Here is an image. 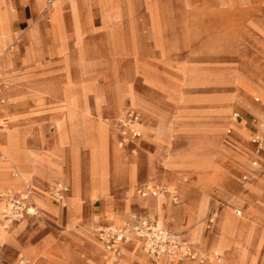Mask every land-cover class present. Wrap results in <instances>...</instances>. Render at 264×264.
<instances>
[{
  "label": "rangeland",
  "instance_id": "obj_1",
  "mask_svg": "<svg viewBox=\"0 0 264 264\" xmlns=\"http://www.w3.org/2000/svg\"><path fill=\"white\" fill-rule=\"evenodd\" d=\"M44 1L46 3L45 10L51 13L52 34L54 39L61 44L58 52L64 55L65 59L59 65L43 67L32 64L19 65L16 60L7 65L1 60L0 101L6 100L10 104H15L33 100L37 105V109L30 110L24 107L22 110L9 112L6 108L0 107L3 110L0 113V120L5 116H11L23 120L24 123L32 121L34 126L43 125L44 116L37 113L45 110L44 98L49 96L53 99V92L61 95L68 90V85H72L70 84L72 83V70L69 62L70 58L74 60V54L77 58L79 52L70 53L71 56L69 57L67 50L71 42L81 45L86 40L79 27H77L76 32L73 31L74 22L69 13L71 0H56L53 6H49L48 0ZM59 1L60 4L58 5ZM84 3L87 10L86 25L93 31V35L97 34L98 30L100 31L93 39L94 54L98 52L100 57L112 56L113 61L111 66H108L106 62H101V68H110L111 72H106V69L99 70L98 76L95 78H98V81L101 82L103 79V83L97 85L94 82L91 87L97 93V99L103 107L106 108L107 100L106 81L110 78L113 80V85L126 84L129 87L136 88L138 92L146 93L150 108L158 116L175 117L176 110L181 105H185L190 101L197 103L198 107L192 103L193 107L198 110L194 118L190 121L183 119L175 126H168L162 132L158 131L155 122L149 121V134L153 135V139L150 141L151 149H149V153H152L154 158L161 160L162 155L165 154L164 148L175 145L174 134L187 135L190 143L185 147H177L182 154V159L173 164V168L183 182L190 183L188 177L181 174L182 171L188 170L197 175L198 182L196 185L198 191L201 190L200 194L203 196H209L206 189L210 184H219L226 178H230L225 172V168L220 166L222 161L232 163L234 166L236 159L233 150L223 152L218 138H214L206 130L209 126H219L216 114L221 108H225L226 123L222 125L224 126L223 131L218 130V134L231 139L236 134V129L238 127L242 128L250 149L259 158L252 156L248 161V167L257 173H264V164L261 162L262 157L250 145V139L253 136L244 128L243 121L234 123L231 120L234 112L241 114L240 106L247 109L244 105L245 95H252L258 90L260 93L257 100L261 102V105L255 110L264 116V0H181L179 4L175 3V17L171 15L166 16V18L162 17L163 10L172 9V3L169 4V2L162 0H142L143 7L148 12L147 31L133 34L115 32L126 26L129 28L130 24L124 23L123 17L113 16L112 13L125 9L133 10L136 5L135 0H99L102 14L100 18L95 17L90 0H84ZM72 5L74 7V4ZM57 6L60 7V10ZM3 16L0 10V35H4L6 29L10 32V38L6 41L2 50V52L6 50L8 56L16 53L17 48L9 51V47L13 46V34L10 30L8 16ZM3 21L7 23L6 29ZM75 22L79 26L77 14H75ZM163 26L165 28H162ZM140 48L144 51L142 58L137 51ZM131 56H138V59L120 61ZM86 64V61L81 60L80 65L86 66ZM95 66L99 67V64ZM72 67L73 70L76 69L75 65ZM91 67L94 66L91 65ZM36 68L39 69V75L36 73ZM63 79L67 80L66 83ZM15 88L18 89L16 95H6L7 92ZM80 91L84 93L83 83L74 82L69 94L65 99L59 101V103L65 104L57 110L60 114L54 112L60 116L64 113L63 115L67 116L65 117L67 119L66 124L70 123L72 126H81L88 123V121L82 123L80 116L70 110L66 111L67 108L71 107L81 115L85 113V107L84 109L79 108L77 95ZM122 95L125 102H129V108L126 107L121 116L112 119L110 127L114 130H117L113 126L114 121L124 118L128 109L137 112L142 119L140 110L130 106L133 101L131 93L124 89ZM71 103H75V105H71ZM60 116L53 118V126H55L54 119ZM261 121L264 122L260 119ZM137 129L140 130L139 126H137ZM58 130L59 127L56 126L57 133ZM26 135L25 132V137ZM141 139H145L142 130L141 136L136 141ZM123 149L125 156L130 157L139 148L137 145V148L133 151L127 150L126 147ZM254 162H257L256 166H254ZM37 163L44 166L48 165L47 161L33 158H22L14 162L0 154V177L6 174L8 178L6 184L0 183V193L2 194V192H6L15 186H20L24 180H27L29 185L34 186L33 178L39 174L35 166ZM237 166L239 169L242 168L240 171L244 173L241 175V179L236 178L239 180L238 183H241L242 190L237 195L234 203L225 204L224 206H212L211 197L209 196L210 202L204 213L205 218L200 223L191 225L189 231L192 234L196 232L202 237V228H214L221 218V211L228 208L229 215L236 222L245 226V254L237 260L230 261L227 260L228 255L219 249L202 248L198 244V250L201 254L209 256L207 263L212 260L214 262L212 264H264V184L260 183L263 180L260 179L255 182V178H251L241 165ZM140 173H143L142 170H127L121 175L120 180L121 182L126 180L130 182L133 175H140ZM139 178L140 176L135 184L130 185L128 191L131 195L127 197H142L140 191L143 187L139 188L138 186ZM236 179L234 178V180ZM57 182L56 185L59 184L68 189L69 192L65 195V198L68 197L70 194L69 187L63 181L58 180ZM162 183L169 184L166 180H162L160 185ZM150 185L155 184L151 183ZM95 187H98L96 181ZM47 194L51 195V192H47ZM169 195L172 199L173 196L184 199L172 187ZM110 197L112 196L106 198ZM147 197H150V195ZM162 198L157 199L161 200ZM65 200L67 202L63 204L64 207L62 206L64 199L59 204L54 203L63 210L61 221H55L59 225L61 233L67 228L77 229V226L71 227L69 225L71 221L68 211H71L74 207L67 208L68 199ZM244 202L249 204V212L242 209L241 204ZM77 203L81 206L79 201ZM183 203L185 204V199ZM37 207L44 214L46 213L45 203L41 200L37 201ZM237 209L242 214H238ZM157 212L160 213V211ZM105 217L108 223L115 225H123L125 222L133 221H125L121 217L113 215L109 210L105 212ZM83 218L86 220L91 219L89 215H84ZM76 221L78 220L76 219L74 222ZM95 221L96 219H94L92 226L96 229L98 227L95 226ZM4 223L10 227L0 223V233L11 235L6 238L11 239L14 233L17 234L14 231H17L20 225L23 223L26 225V220L24 219L23 222L18 224ZM167 223V227L174 230L171 226L172 220L168 219ZM27 228L32 230L31 226ZM92 231L93 229L88 231L87 238L95 243ZM17 236L15 240L21 244L20 256L31 264H38L30 253L32 249H35V243L30 235L23 231ZM190 236L192 238L193 235ZM2 242L5 241L0 237V243ZM138 244L141 250L142 243L138 241ZM129 247V245L126 246V249ZM215 252L222 255L219 263L212 257ZM143 256L147 264H152L149 256H147L148 258L144 254ZM66 262L68 261L66 260Z\"/></svg>",
  "mask_w": 264,
  "mask_h": 264
},
{
  "label": "crops",
  "instance_id": "obj_2",
  "mask_svg": "<svg viewBox=\"0 0 264 264\" xmlns=\"http://www.w3.org/2000/svg\"><path fill=\"white\" fill-rule=\"evenodd\" d=\"M90 1L95 17L100 18L102 14L100 12L99 0ZM135 1L136 5L133 10L125 9L112 13L113 16L123 17L124 23L130 24L129 28L126 26L115 32L133 34L147 31V25L149 23L148 12L143 7L142 0ZM162 1H167L169 4L172 3V9H164L162 17L166 18V16L171 15L175 17V3L177 2L179 4L181 0ZM45 4L44 0H0L1 15H4L3 17L8 16L10 30L13 34V46L9 47V51L17 48L16 53L9 54L8 56L6 50L2 52L6 41L10 38V32L6 29L7 23L3 21L6 33L0 35V61L3 60L5 64L9 65L16 60L19 65L32 64L38 67L59 65L64 61L65 56L58 52L61 44L54 39V35L52 34L53 24L50 16L51 13L45 10ZM72 4H74L75 8ZM86 12L84 0H73V2L71 0L69 13L74 22L73 31L76 32L78 30L77 27H79L81 34L86 40L81 45H76V43L71 42L70 47H67L69 57L71 56L70 53L79 52L77 58L75 54L74 60L70 58L69 63L72 70L71 84L73 85L76 81L83 83L84 93L80 91L77 98L79 108L84 109L85 107L86 110L83 115L71 107L67 108L66 111H72L80 116L82 123L84 121H88V123L85 125L82 124L81 126H72L70 123H67L66 126H61L63 114L61 113V116L57 115L60 114L57 110L65 105L61 102L59 103V101L65 99L72 89V85L68 84L69 88L65 93L58 95L53 92V99L49 96L44 98L45 110L37 113L40 116H44L43 125L34 126L32 121L24 123L23 120L12 118L11 116H5L0 120V123H6L8 126H17L22 131V136L13 144L14 150L12 156H9L6 151L5 144H0L1 155L8 157L10 161L14 162L22 158H33L39 159L40 161L44 160L48 163L47 166L41 163L35 165L39 174L33 178L34 186L30 185L36 207L37 201L41 200L45 203L46 213L44 214L37 207L38 215H26L23 218L26 220V225L19 228L16 231L17 234H14L11 240L0 243V264H16L22 258L20 256L21 244L16 242L15 239L23 231H26L35 243V249L39 253L36 258L38 264L103 263V256L106 252L105 245L97 238L93 231L92 236L95 243H92L87 238V233L92 229L94 230L92 226L94 219H96V227L114 225L107 222L105 212L108 210L113 215L121 217V219L126 221L135 220L138 217H146L154 221L157 225L160 219L159 224L161 226H167V220L170 219L172 220L171 226L174 229L172 230L173 232L182 234L190 240H199L198 238L201 235L199 236L196 232L192 234L189 228L191 225L200 223L205 218L204 213L208 209L207 206L210 202L209 196L211 197L212 206H224L225 204L234 203L237 195L242 190L241 183H238L239 180L236 178L241 179V175L244 173L240 171L242 168L239 169L237 165H241L243 170L247 171L251 177L252 169L248 167V161L252 156L259 159L250 149L246 137L242 132V128L238 127L236 134L231 139L218 134V130L223 131L224 126L222 125L226 123V109L221 108L216 114V120L219 126H209L206 130L209 131L211 136L218 138L220 148L223 152L229 150L234 151L236 156L235 164L233 166L232 163L226 161L220 162V166L225 168V172L230 178H226L219 184H210L208 189H206L209 196H203L200 194L201 190L198 191L196 185L198 182L197 175L188 170L182 171L181 174L186 175L191 184L183 182L178 177L177 171L173 168V164H176V162L182 159V154L177 147H185L190 143L187 135L182 133L174 134L175 145L164 148L165 154L162 155L161 160L154 158L149 153V149H151L150 141L153 139V135L149 134V121L155 122L156 126H158V131L162 132L168 126H175L183 119L190 121L194 118L198 110L193 105L197 106V103L190 101L185 105H181L177 108L175 117L168 115L158 116L150 108L146 93L138 92L136 88L129 87L126 84H123L125 86L124 88L131 93L133 99L137 100L136 103L140 106L139 110L142 119L139 122L141 126L139 128L140 132L142 130L145 139L136 141L139 136L128 143L123 142V134L110 127L113 121L112 119L119 117L123 113V103L117 100L118 96L113 90H109L106 93L107 100L105 108L98 101L97 93L91 89L92 83L96 82L97 85L103 83L102 78V82L100 80L98 81V78H95L98 76L97 73L99 70L106 69V72H111L110 68H101V62H106L108 66H111L113 61L112 56L100 57L98 56V52H96L97 55L94 54L95 50L92 46L93 39L100 31L98 30L96 32L97 34L93 35V31L86 25ZM75 14H77L79 20V26L76 25ZM162 28H165V26ZM137 51L142 58L144 56L143 49L140 48ZM137 57H125L120 61L137 60ZM81 60L87 62L86 66L80 65ZM96 64H99V67L95 66ZM74 65L76 66L75 70L72 67ZM91 65L94 67H91ZM35 70L37 75H39V69L36 68ZM63 81L66 83L67 80L63 79ZM107 81L110 82L111 87L114 89L120 86L113 85L112 78L107 79ZM259 93L260 91L258 90L252 95H245L244 105L249 111L238 104L241 107V114L239 112L233 113L240 115V119L244 123V128L251 133V136L260 131V119L264 120V116L255 110V108L261 105V102L257 100L259 99ZM125 104L129 108V102ZM71 105H75V103H71ZM0 107L6 108L9 112L22 110L24 107L30 110L37 109V105L33 100L15 104H10L8 101L2 100L0 101ZM47 111L48 113H46ZM130 111L132 109H128L126 114ZM2 112L3 110L0 108V113ZM58 116L60 117L54 119L55 126H53L52 120ZM231 120L234 123L238 122L233 119ZM0 126L3 125L0 124ZM56 126L59 127L58 133L56 132ZM25 132L27 134L26 137ZM90 138L93 143L91 146H88L85 144V141ZM137 145L139 149L138 151L136 150L134 155L130 157L125 156L123 152L124 147L129 151H133V149L137 148ZM250 145L254 148L251 139ZM28 149L34 152H30ZM260 155L262 157L261 162L264 164V155ZM127 170H142L143 173L133 175L130 178V182L128 180L121 182V175ZM139 176V188H144L147 184L151 183L160 185L162 180H166L171 186L166 183H162L161 185L168 187L170 191L172 187L175 192L184 197L185 204L183 203L184 199L181 197H178L179 202L175 203L170 197L171 195H164L161 200L151 196L127 197L131 195L130 191H128L130 185L135 184ZM58 180L63 181L69 187L70 194L66 197L68 199L67 208L74 207L71 211H68V216H70L71 221L69 225L71 227H74V225L77 226V229H71L69 231L65 229L62 233L59 231V225L55 222L61 221L62 219L63 210L57 205L61 202L54 201L51 195L47 194V192H51L53 187L56 186ZM7 181L6 174L0 177L1 184H6ZM95 181L98 183V187H95ZM25 187L23 186L20 190H23ZM107 196L112 197L106 198ZM78 201L81 206L77 205ZM62 206L64 207L63 204ZM241 207L246 212L250 211V206L247 202L242 203ZM157 211H160V213ZM221 212V218L214 228H202V232H207L208 235V249H219L225 239L231 216L228 213V208L223 209ZM84 215H89L91 219H84ZM216 215L218 216V214ZM76 219L78 221L74 222ZM18 222L20 220L12 224H18ZM237 225L238 222L229 226L233 233L229 237L231 244L235 242L234 233ZM28 226H31L32 230H29L27 228ZM190 235H193L192 238H190ZM196 235L197 238H195ZM131 244L135 246L130 247L128 258L121 260L120 264H147L143 256L142 246L140 250L137 241ZM219 256L222 257L221 254ZM149 260L152 264H158V262L155 263L151 259ZM227 260L231 259L227 257Z\"/></svg>",
  "mask_w": 264,
  "mask_h": 264
},
{
  "label": "built area",
  "instance_id": "obj_3",
  "mask_svg": "<svg viewBox=\"0 0 264 264\" xmlns=\"http://www.w3.org/2000/svg\"><path fill=\"white\" fill-rule=\"evenodd\" d=\"M49 1L52 2V0ZM240 118L238 113L233 114L234 121H238ZM140 120L137 112L130 111L121 120L114 121L113 126L123 134V142L128 143L140 136L137 129ZM251 143L258 153L264 155V128L253 135ZM67 192V188L56 185L51 190V198L56 202H61ZM140 194L169 195L170 190L166 186L147 184ZM173 201L178 203V197L173 196ZM26 215H38V209L29 186L19 191L0 193V220L12 224L23 219ZM94 233L106 248L103 264H117L123 246L133 237L142 241V249L155 263L163 256L172 257L178 264L186 258L194 257L193 247L186 243L180 234L160 228L154 221L146 217H138L119 226L98 227ZM215 260L219 263L221 257L216 255ZM18 264L31 263L20 258Z\"/></svg>",
  "mask_w": 264,
  "mask_h": 264
},
{
  "label": "bare ground",
  "instance_id": "obj_4",
  "mask_svg": "<svg viewBox=\"0 0 264 264\" xmlns=\"http://www.w3.org/2000/svg\"><path fill=\"white\" fill-rule=\"evenodd\" d=\"M61 1V0H60ZM60 1L58 2V5L60 4ZM48 2H49V6H53L54 4H55V2H56V0H52V2L50 3V1L48 0ZM111 3V2H110ZM109 3V4H110ZM108 4V3H107ZM59 9L58 10H60V7L59 6H57ZM9 31V30H8ZM13 49V48H12ZM71 74V73H70ZM66 75H68V74H66ZM2 76V73L0 72V77ZM71 76V75H70ZM70 78V77H69ZM71 84V83H70ZM125 86L123 85V84H121L119 87H117V88H112L111 87V84H110V82L109 81H106V88H107V91H109V90H113L114 92H115V94H117V96H118V99L117 100H119L120 102H122L123 103V107H124V109L126 108V102H125V100H124V96L122 95V90H124V89H126V88H124ZM18 93V89H13L12 91H10V92H7L6 93V95H16ZM2 101V100H1ZM137 102V100H135V99H133V101H132V104L130 105L132 108H134V109H138L139 110V105L136 103ZM138 105V106H137ZM64 114V113H63ZM122 115V114H121ZM120 115V116H121ZM65 117H67L66 115H63V119H62V121H61V126H64L65 124H66V118ZM238 121H243L242 119H240V120H238ZM107 122V121H106ZM105 122V123H106ZM0 124H2L3 126H0V144L1 145H4L5 144V148H6V151L8 152V154H9V156H12V154H13V150H14V146H13V144H14V142L17 140V139H19L21 136H22V134H21V130L20 129H18V127L17 126H8V125H6V123H0ZM138 126H140V123H139V125ZM264 128V122L263 121H261L260 122V130H262ZM138 132H139V134H140V136H141V132H140V130H138ZM76 138H77V136H76ZM114 139V138H113ZM85 144L86 145H88V146H91V144H92V141H91V139H87L86 141H85ZM122 145V144H121ZM4 149V148H3ZM114 149V148H113ZM2 150V149H1ZM4 152V151H3ZM6 153V152H5ZM15 154H17V152H15ZM152 154V153H151ZM260 154V153H259ZM164 164V163H163ZM254 164V166H256L257 165V162H254L253 163ZM252 175H251V177L252 178H255V181H259L260 179L261 180H263V181H260V183H262V184H264V173H262V172H259V173H257V172H255L253 169H252V173H251ZM257 181V182H258ZM59 185V184H58ZM23 186H29L30 187V185H29V183L27 182V180H24L23 181V183L20 185V186H18V187H13V188H11V189H9V190H7L6 192H2V193H8V192H13V191H16V190H20ZM61 186V185H60ZM157 186H162V185H157ZM150 194H146V195H142V197H147V196H149ZM150 196H152V197H156V198H161V197H164V195L163 194H157L156 196H153V195H150ZM66 198L64 197V201L62 202V204H64V203H66L67 201L65 200ZM46 207V206H45ZM44 208V207H43ZM244 211H246V210H244ZM236 212L238 213V214H242V212L240 211V210H236ZM24 220V219H23ZM23 220H20V222H23ZM126 221V220H125ZM124 221V222H125ZM20 222H18V223H20ZM0 223H2V224H5L2 220H0ZM233 223H237L234 219H232V217L230 218V224H229V226L230 225H233ZM115 225V224H114ZM5 226H7V227H10L9 225H6L5 224ZM25 226V224L23 223L22 225H20V227L19 228H22V227H24ZM158 226L160 227V228H163V229H166V230H168V231H170V232H172V233H175V232H173L172 231V229L171 228H169V227H167V226H161L159 223H158ZM229 226H228V228H227V231H226V234H225V239L223 240V242H222V244H221V246H220V248H219V250H221L222 252H224V253H226L227 255H228V257L232 260V261H234V260H237L242 254H244L245 253V226L244 225H241V224H239L238 223V225H237V228H236V231H235V233H234V238H235V242L233 243V244H231L230 243V240H229V237L233 234L232 232H231V230H230V228H229ZM232 228H233V226H231ZM208 228H211V227H208ZM72 228H67V230L66 231H69V230H71ZM18 230V229H17ZM94 230H95V228H94ZM93 230V231H94ZM16 232V231H15ZM6 233V232H5ZM15 234V233H14ZM7 236H11V235H6V234H2V233H0V237L4 240V241H7L8 239H6L7 238ZM180 237L183 239V240H185L186 241V243H188L189 245H191L192 247H193V249H194V257L193 258H189V259H184V263L183 264H206L207 263V261L209 260V256L208 255H205V254H201L200 253V251L198 250V247H197V245L199 244L202 248H208V235H207V232H202V237L200 236V238H199V240H198V242H197V240H194V239H192V240H190V239H188L186 236H184V235H180ZM195 238H197V235L195 236ZM12 239V238H11ZM11 239H9V240H11ZM134 241H140L141 243H142V241L141 240H139L138 238H136V237H133L131 240H130V242H128V243H126L124 246H123V248H122V252H121V255L119 256V259H118V263L117 264H119L120 262H121V260H123L124 258H128V253H129V249H130V247H133V246H135L134 244H131L132 242H134ZM101 244V243H100ZM129 244H131V245H129ZM102 245V244H101ZM130 246L128 249H126V246ZM103 246V245H102ZM104 248V247H103ZM138 251V250H137ZM143 252H144V254L146 255V256H148L146 253H145V251L143 250ZM30 253H31V255L36 259L37 258V256H38V250H36V249H32L31 251H30ZM123 253H125L124 255H123ZM105 254H106V252L104 253V256H105ZM216 255H220L219 253H214L213 254V259L215 260V256ZM103 256V257H104ZM120 257H121V260H120ZM148 258V257H147ZM104 259V258H103ZM230 260V261H231ZM176 260H174L172 257H170V256H163L159 261H158V264H171V263H173V264H178V263H176L175 262ZM194 261H196V262H198V263H196V262H194ZM245 262V261H244ZM212 263H214L212 260H210L207 264H212ZM99 264H102V262L101 263H99Z\"/></svg>",
  "mask_w": 264,
  "mask_h": 264
}]
</instances>
